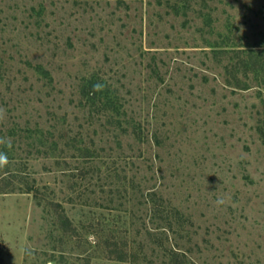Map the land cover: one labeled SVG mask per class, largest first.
<instances>
[{
  "label": "rangeland",
  "instance_id": "1",
  "mask_svg": "<svg viewBox=\"0 0 264 264\" xmlns=\"http://www.w3.org/2000/svg\"><path fill=\"white\" fill-rule=\"evenodd\" d=\"M250 49L264 0H0V264H264Z\"/></svg>",
  "mask_w": 264,
  "mask_h": 264
},
{
  "label": "trees",
  "instance_id": "2",
  "mask_svg": "<svg viewBox=\"0 0 264 264\" xmlns=\"http://www.w3.org/2000/svg\"><path fill=\"white\" fill-rule=\"evenodd\" d=\"M238 53L239 52H236L237 55H238ZM244 53L247 54L249 59L244 61L243 65L246 68L252 69V71H253V73L255 74L256 77H258L261 74H263V77H264V49H263V52H261V53L256 52L255 49H250L248 52L245 51ZM262 82L264 83V79H263ZM94 84H95V82L92 81V80L88 82V85L90 87L88 89L87 95L88 96L92 95V96H90L92 98H95V97L98 96V92H93V85ZM237 86L241 88V87H244L246 85L244 83H242V82H238ZM78 151L80 152V153H78V156L87 157V156L90 155L86 148H78ZM2 179L5 180L6 178H4V176H2V177L0 176V181ZM10 191H14V190H10ZM66 223L69 224L68 220L66 221ZM177 255H179V254H177ZM181 256L184 257L183 255H181ZM117 258L119 260H123L125 257L122 254H119L117 256Z\"/></svg>",
  "mask_w": 264,
  "mask_h": 264
},
{
  "label": "clouds",
  "instance_id": "3",
  "mask_svg": "<svg viewBox=\"0 0 264 264\" xmlns=\"http://www.w3.org/2000/svg\"><path fill=\"white\" fill-rule=\"evenodd\" d=\"M105 85L97 82L96 84L93 85V92H99L103 91ZM6 117V110L3 108H0V120H3ZM0 144H4L7 147H10V141H6L4 138H0ZM9 163L7 153L4 151H0V169L5 168ZM218 205L223 204L224 200L223 199H218L216 201Z\"/></svg>",
  "mask_w": 264,
  "mask_h": 264
}]
</instances>
